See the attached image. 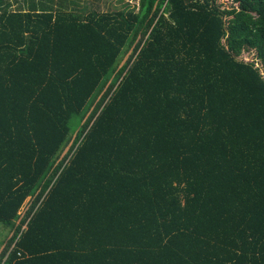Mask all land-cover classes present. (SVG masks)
<instances>
[{"label":"trees","instance_id":"16d2710c","mask_svg":"<svg viewBox=\"0 0 264 264\" xmlns=\"http://www.w3.org/2000/svg\"><path fill=\"white\" fill-rule=\"evenodd\" d=\"M230 1L0 0V258L264 264V0Z\"/></svg>","mask_w":264,"mask_h":264},{"label":"rangeland","instance_id":"374dc122","mask_svg":"<svg viewBox=\"0 0 264 264\" xmlns=\"http://www.w3.org/2000/svg\"><path fill=\"white\" fill-rule=\"evenodd\" d=\"M10 1L12 2L14 8H16L20 4V3L13 2V0H10ZM217 3H219L222 7H229L232 5V2L230 0H217ZM127 5H129L130 8L137 7L138 6V0H92L93 8L98 9L100 11H105L108 9H120V8H123ZM242 57L245 60L249 61L254 57V54H253V52L248 51V52H244ZM67 148L68 147L65 148V150L63 151V154L65 153ZM28 201H29V198H27L24 201L22 207L20 208L19 213H21V215L27 209ZM11 233L12 232L8 228H6L0 224V251L2 250L4 245L6 244Z\"/></svg>","mask_w":264,"mask_h":264},{"label":"built area","instance_id":"2783aa9c","mask_svg":"<svg viewBox=\"0 0 264 264\" xmlns=\"http://www.w3.org/2000/svg\"><path fill=\"white\" fill-rule=\"evenodd\" d=\"M12 247H10V249L7 251V253H5V255H3V257L0 258V264H7L8 253L11 250Z\"/></svg>","mask_w":264,"mask_h":264}]
</instances>
